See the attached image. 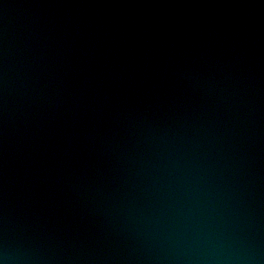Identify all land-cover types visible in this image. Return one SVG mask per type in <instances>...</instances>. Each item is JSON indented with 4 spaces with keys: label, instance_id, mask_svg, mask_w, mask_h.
I'll use <instances>...</instances> for the list:
<instances>
[{
    "label": "water",
    "instance_id": "95a60500",
    "mask_svg": "<svg viewBox=\"0 0 264 264\" xmlns=\"http://www.w3.org/2000/svg\"><path fill=\"white\" fill-rule=\"evenodd\" d=\"M0 264H264V0H0Z\"/></svg>",
    "mask_w": 264,
    "mask_h": 264
}]
</instances>
